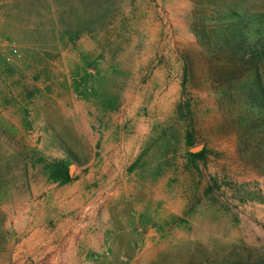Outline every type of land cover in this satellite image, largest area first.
I'll return each mask as SVG.
<instances>
[{"label":"rangeland","instance_id":"374dc122","mask_svg":"<svg viewBox=\"0 0 264 264\" xmlns=\"http://www.w3.org/2000/svg\"><path fill=\"white\" fill-rule=\"evenodd\" d=\"M195 1L0 0V264H264Z\"/></svg>","mask_w":264,"mask_h":264},{"label":"trees","instance_id":"16d2710c","mask_svg":"<svg viewBox=\"0 0 264 264\" xmlns=\"http://www.w3.org/2000/svg\"><path fill=\"white\" fill-rule=\"evenodd\" d=\"M191 29L215 83L239 106L247 136L241 152L264 167V8L230 0H196Z\"/></svg>","mask_w":264,"mask_h":264}]
</instances>
